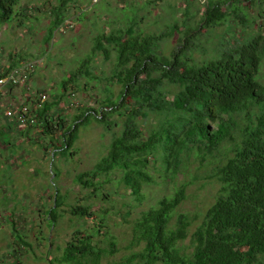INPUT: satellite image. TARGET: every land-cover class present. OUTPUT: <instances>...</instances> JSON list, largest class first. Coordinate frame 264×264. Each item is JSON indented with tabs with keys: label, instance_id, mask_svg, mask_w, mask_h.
Wrapping results in <instances>:
<instances>
[{
	"label": "trees",
	"instance_id": "trees-1",
	"mask_svg": "<svg viewBox=\"0 0 264 264\" xmlns=\"http://www.w3.org/2000/svg\"><path fill=\"white\" fill-rule=\"evenodd\" d=\"M19 1L0 0V23L10 22L17 16L13 8ZM71 1L57 0L45 41L49 42L52 33L66 21L65 12ZM195 1L185 0L187 9ZM230 3L208 0L202 3L205 6L200 22L189 23L187 19L192 18V14L188 17L186 10L185 20L173 23L157 36L139 32L141 18L134 25L126 23L125 28L116 27L112 20L113 28L93 38L89 54L61 85L66 91L69 85H76L83 78L88 85L89 81L97 79L96 73L90 70L92 57L100 55L108 62L115 56L113 72L105 78L108 82L105 97L100 101L105 111L79 109L68 125L62 118L55 120L48 115L52 105L47 101L35 113L37 122L42 124V139L48 137L52 145L55 140L59 143L52 158L61 153H75L73 146L78 128L89 119L101 124L106 121L105 127L111 132L117 123L109 118L107 121L106 116L117 113L124 117L122 131L118 135L113 133L106 154L94 164L90 173L83 172L75 177L79 186L91 189L92 195L101 185L96 183L97 177L106 176L107 179L109 174L119 171L122 183L141 200L143 187L152 182L149 172L154 167L151 168V164L161 163L165 173H169L164 178L173 180L184 158L196 155L206 159L220 153L224 144H230L231 155H226L227 158L207 176L218 182L219 192L190 236L193 251L184 254L178 247L188 237L186 217L179 216L175 227L169 228L172 214L184 199V186H181L136 221L133 241L141 249L132 253L124 264H264V85L257 79L264 38L258 36L200 65L192 56L198 48L200 29H212L224 23L232 25L229 17L240 18L236 12L228 10L226 5ZM19 16L23 15L19 13ZM246 23V20L240 21L241 26ZM175 35L179 36V46L169 58L162 59L157 55L156 45ZM17 61L12 60L10 66ZM115 84L121 90L113 97L111 87ZM91 111L98 112L99 117ZM149 114L158 119V125L144 136L136 119L147 118ZM55 131L59 132L57 138L53 134ZM64 201L54 197L53 206L47 211L52 226L60 217L59 208ZM69 212L78 221L91 220L93 227L90 233L77 231L62 248L59 259L47 258L46 262L102 264L104 259L115 254L112 238L103 232L106 228L104 217H97L90 206H73ZM11 231L23 247L31 248L17 235L19 232L15 228ZM102 233L104 240L94 241Z\"/></svg>",
	"mask_w": 264,
	"mask_h": 264
},
{
	"label": "rangeland",
	"instance_id": "rangeland-1",
	"mask_svg": "<svg viewBox=\"0 0 264 264\" xmlns=\"http://www.w3.org/2000/svg\"><path fill=\"white\" fill-rule=\"evenodd\" d=\"M212 1L222 4L231 2L226 5L228 10L236 12L247 23L241 26L242 19L232 16L228 19L232 25L224 23L212 29H200L196 43L198 48L192 54L198 65L206 59L218 58L223 51L239 47L258 36L264 38V0H241V4L235 0ZM95 2L98 3L93 4ZM206 2L208 0H196L187 9L185 0H72L65 12L66 21L52 33L47 42L45 38L49 36L48 26L53 20L52 9L57 5V0H20L13 8L17 16L11 23H0V69L10 65L12 60H38L40 65L28 86L32 92L43 91L47 102L52 105L48 115H52L55 120L60 117L68 125L79 109L105 111L100 101L105 97L104 89L108 83L105 78L113 72L115 56L108 62L100 55L92 57L90 70L96 73L97 79L89 81L88 85H85L86 79L83 78L78 84L69 85L66 91L61 87L63 81L80 67L82 60L89 54L93 38L98 33L109 32L113 25L122 28L134 25L141 18L139 32L145 36H157L173 23L185 20L186 10L189 12L188 17L192 14V18L187 19L189 23L200 22L205 6L202 3ZM19 13L23 16H19ZM112 20L116 24L111 23ZM239 35L242 37L239 38ZM178 38L175 35L158 42L157 55L162 59L169 58L179 46ZM261 57L257 79L264 85V51ZM120 90L119 85H113V97ZM29 104L33 105L32 101ZM91 112L99 117L98 112ZM116 114L106 116L107 121L109 118L117 123L111 132L105 127L106 121L101 124L93 118L79 126L73 155L66 152L52 158L59 143L55 140L52 145L48 137H43V141L38 143L44 154V171L28 175L23 174L26 173L23 169L21 176V173L14 174L10 169H1L0 227H6L8 234L15 228L19 232L17 235L22 236L31 248L24 246V249L17 241V236H2L0 232V264H19L18 261L20 264H49L47 258L58 260L62 248L77 231L90 233L93 227L91 220L78 221L70 215L73 206H90L97 217H104L106 228L103 232L106 231L112 238L116 252L104 259L102 264H124L132 253L141 249L133 241L136 221L142 213L157 206L160 200L172 195L181 186H184V199L172 214L169 228L175 227L179 216L186 217L189 222L188 237L178 247L184 254L193 251L190 236L202 222L206 210L214 203L219 192L218 182L207 176L227 158L226 155H231L228 151L230 144H224L220 153L216 152L206 159L196 155L184 158L182 168L173 180L164 178L169 173H165L161 163L157 162L156 166L151 164L150 167H154L149 172L152 182L143 187L141 200H137L122 183V173L119 171L109 174L107 179L106 176L97 177L96 183L101 185L96 194L92 195L91 189H83L75 177L83 172L90 173L94 164L106 154L112 136L122 131L125 119ZM157 120L149 114L147 118H137L136 122L141 125L145 136L147 131L157 127ZM53 134L56 138L59 136L58 131ZM28 148L31 149V146ZM31 186L38 196L42 194V201L37 203L19 199L18 191L27 190ZM56 196L65 201L59 208L57 223L52 226L47 211L53 206ZM104 236L102 233L94 241L104 240Z\"/></svg>",
	"mask_w": 264,
	"mask_h": 264
},
{
	"label": "built area",
	"instance_id": "built-area-1",
	"mask_svg": "<svg viewBox=\"0 0 264 264\" xmlns=\"http://www.w3.org/2000/svg\"><path fill=\"white\" fill-rule=\"evenodd\" d=\"M39 65L38 60L23 59L0 69V125L7 123L25 130L30 124L41 132L35 113L43 108L47 96L32 92L28 86Z\"/></svg>",
	"mask_w": 264,
	"mask_h": 264
},
{
	"label": "crops",
	"instance_id": "crops-1",
	"mask_svg": "<svg viewBox=\"0 0 264 264\" xmlns=\"http://www.w3.org/2000/svg\"><path fill=\"white\" fill-rule=\"evenodd\" d=\"M1 114V112H0ZM40 131L36 127H28L27 129H17L12 124H1L0 125V171L1 169H10V172L14 174H31L36 173L39 170L44 171V154L39 149L42 142ZM35 144V146H33ZM31 146V149L28 146ZM25 166H29L28 169ZM27 168V169H26ZM26 173H23L24 170ZM23 170V171H22ZM23 173V174H22ZM17 188V186H16ZM15 192H17L15 190ZM19 199L26 201H42V194L38 196L33 187H28L27 190H20ZM2 236H12V231L8 234L6 227H0Z\"/></svg>",
	"mask_w": 264,
	"mask_h": 264
}]
</instances>
